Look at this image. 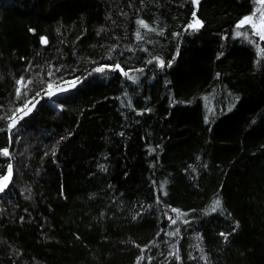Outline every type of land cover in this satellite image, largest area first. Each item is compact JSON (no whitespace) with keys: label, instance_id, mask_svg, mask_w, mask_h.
I'll list each match as a JSON object with an SVG mask.
<instances>
[{"label":"trees","instance_id":"1","mask_svg":"<svg viewBox=\"0 0 264 264\" xmlns=\"http://www.w3.org/2000/svg\"><path fill=\"white\" fill-rule=\"evenodd\" d=\"M258 17L256 0H0V264H264Z\"/></svg>","mask_w":264,"mask_h":264},{"label":"snow or ice","instance_id":"2","mask_svg":"<svg viewBox=\"0 0 264 264\" xmlns=\"http://www.w3.org/2000/svg\"><path fill=\"white\" fill-rule=\"evenodd\" d=\"M193 3H198V0H193ZM193 17H196V12L195 11L193 12ZM250 19H251L250 17H245L243 20H241L239 22V24L237 25V27H240V26L244 25L247 21H250ZM138 23L142 27H147V25L143 21H138ZM200 26H202V22L199 19H195L194 22L193 23H190L187 27L188 28H198ZM253 29H257V25L253 24ZM254 34H258L260 40L264 41V22H262L261 25L259 26L258 32L254 33ZM137 35L139 36V33H137ZM237 35H240V33H237ZM42 43H46V41L43 38H42ZM159 63H160V66L161 67L164 66V62L162 60L159 61ZM116 67L119 68V65H116ZM103 70H104L103 67H99V68H96L95 69L96 72H101ZM23 79L24 78L21 77L20 80L17 81V84L19 85ZM48 87H49V90H50L48 94L49 95H52L53 94L51 92L52 85L49 84ZM16 92H17V98H19L20 97V88L19 87L16 89ZM37 95H39V93H37ZM29 103H31V102L30 101L25 102V104L23 105V107L27 109V111L23 112V115L24 116L28 115L29 112H31V110H32V108H29L28 107V104ZM32 107H35V104H33ZM16 111L17 112H20V111H22V109L18 108V109H16ZM19 119H23V116L19 117ZM17 122L18 121L16 119H12V123H9L8 124V129L11 130ZM5 154H7L6 151H5ZM11 172H12V166L9 165L8 175H5V176L0 177V192H3L5 190V188L7 186V184L5 182H7V181L10 180V178H11ZM220 203H221L220 200L217 199L214 202L213 210H215V208L219 207L220 206ZM173 222H175V221H173Z\"/></svg>","mask_w":264,"mask_h":264},{"label":"rangeland","instance_id":"3","mask_svg":"<svg viewBox=\"0 0 264 264\" xmlns=\"http://www.w3.org/2000/svg\"><path fill=\"white\" fill-rule=\"evenodd\" d=\"M256 10L258 12L259 17H258L257 21L256 20L255 21L253 20V21H254L255 25H257L256 31L258 32L259 26L261 25L262 22H264V19H262V17H264V0H257ZM72 86H73V83H69V84L64 85L63 87L55 88V91H53V92L67 90V89L71 88Z\"/></svg>","mask_w":264,"mask_h":264},{"label":"water","instance_id":"4","mask_svg":"<svg viewBox=\"0 0 264 264\" xmlns=\"http://www.w3.org/2000/svg\"><path fill=\"white\" fill-rule=\"evenodd\" d=\"M8 175V174H7ZM12 175H13V173L11 172V178H10V180L9 181H7V182H5L6 184H7V186L10 184V182H11V180H12ZM7 186H6V188H7ZM5 188V189H6Z\"/></svg>","mask_w":264,"mask_h":264},{"label":"bare ground","instance_id":"5","mask_svg":"<svg viewBox=\"0 0 264 264\" xmlns=\"http://www.w3.org/2000/svg\"><path fill=\"white\" fill-rule=\"evenodd\" d=\"M256 2H257V0H256ZM49 91H50V90H49ZM49 91H48V93H49ZM52 93H53V92H52ZM7 174H8V173H7ZM7 174H6V175H7Z\"/></svg>","mask_w":264,"mask_h":264}]
</instances>
